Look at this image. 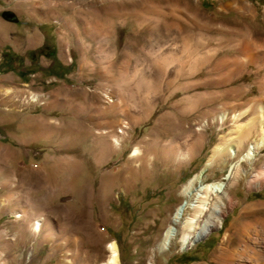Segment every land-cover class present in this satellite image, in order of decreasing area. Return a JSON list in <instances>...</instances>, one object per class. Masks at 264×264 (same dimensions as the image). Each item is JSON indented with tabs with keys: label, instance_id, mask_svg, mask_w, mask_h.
Here are the masks:
<instances>
[{
	"label": "rangeland",
	"instance_id": "374dc122",
	"mask_svg": "<svg viewBox=\"0 0 264 264\" xmlns=\"http://www.w3.org/2000/svg\"><path fill=\"white\" fill-rule=\"evenodd\" d=\"M246 40L264 51V0H0V264H100L111 242L120 264L250 262L225 261L220 247L243 206L264 202L246 184L264 146L241 163L240 203L221 228L156 249L212 147L233 142L243 155L260 136L264 65L236 54ZM43 47L59 59H30ZM236 161L218 159L206 179L227 182ZM256 229L247 242L264 256Z\"/></svg>",
	"mask_w": 264,
	"mask_h": 264
},
{
	"label": "bare ground",
	"instance_id": "6f19581e",
	"mask_svg": "<svg viewBox=\"0 0 264 264\" xmlns=\"http://www.w3.org/2000/svg\"><path fill=\"white\" fill-rule=\"evenodd\" d=\"M237 45L239 48L237 49L236 54L242 55L246 58V60L248 59L249 62H252L258 68L264 65L262 61L264 60V51L257 45V48L254 47L255 44H253V42L246 40ZM236 54H234L235 58L237 57ZM226 62L228 61H226L225 57V59L219 63V66L224 65ZM236 65L237 68L235 69H240V65L238 63H236ZM256 108V112H258L257 123L260 136L252 140L249 144L248 151L243 155H240V148L233 142H219L212 147L211 153L204 165L182 186L181 196L184 197V200L177 205L172 213L170 222L165 227L163 234L156 245L157 250L163 251L169 249L177 238L181 244V249L184 250L193 246L196 242L208 237L215 229L221 228L225 222V218L228 216V213L239 205L240 201L235 199L232 190L235 187H238L242 178L240 165L243 161L257 160L256 156L260 149L264 146V102H259L256 105ZM240 115L241 114L237 112H233L229 115V118L233 121H237L239 120L238 118ZM227 118L228 115L224 112L218 116L217 120L222 123ZM204 124H206V121H204ZM123 127H126V124L121 127L118 126V133L124 132ZM106 132L107 131H105V133ZM120 140V136L116 135V137L113 138V145L116 147L120 146ZM138 153V148H135L131 155L136 156ZM224 158H237V161L231 167L229 174L225 177L228 181L209 182L206 179L205 174L214 166L215 163H217L218 159L221 161ZM246 184L249 190L264 188V163L260 166V168H256L255 171H253L251 176L247 179ZM196 192H199L198 199L200 201L198 205H193L189 203L188 200L192 197L193 193ZM257 211L264 214V202L250 203L243 206L241 215L230 226V228L234 231H231L232 233H225L222 239L223 241L221 242L223 246L220 247V250L225 253V258L227 257L225 261H229L234 257H237L239 259L246 258L250 260V262H240L236 264H264V256H262V254L258 252L255 247L249 245L251 242L249 240L251 234L250 230L252 228L256 229L257 224L262 227L260 229H256V236L255 238L253 237L254 241L252 243H260L262 240L261 235H263L261 232L264 233V218L255 217V223L253 220H249V217L254 216ZM16 216L22 217V213L18 215L16 214ZM42 220L43 218H39L37 220L35 219L32 225L33 232L37 233L41 230ZM178 226H181L182 228V235L179 234L180 230ZM248 240L250 241L249 243L247 242ZM234 242L236 244L239 242L240 245L231 248L232 246L230 245ZM107 249L109 251V256L106 261H103L100 264H120L119 251L116 243L111 242ZM222 264L235 263L222 262Z\"/></svg>",
	"mask_w": 264,
	"mask_h": 264
},
{
	"label": "trees",
	"instance_id": "16d2710c",
	"mask_svg": "<svg viewBox=\"0 0 264 264\" xmlns=\"http://www.w3.org/2000/svg\"><path fill=\"white\" fill-rule=\"evenodd\" d=\"M45 49H46V47H43V48H40L39 50H37V52L36 51H30V53H29V57H30V59H34V58H36V56L37 55H46V56H48V57H53L54 58V61H57L58 60V58H57V56H56V52L55 53H53L52 55H50V54H48V53H45ZM6 56V58H7V61H10V60H12L14 57L13 56H10L9 54H6L5 55ZM17 58H19V59H23V57L22 56H16ZM8 68V70H6L7 72L8 71H12L13 69H12V67L9 65V66H7ZM0 69H1V67H0Z\"/></svg>",
	"mask_w": 264,
	"mask_h": 264
},
{
	"label": "water",
	"instance_id": "95a60500",
	"mask_svg": "<svg viewBox=\"0 0 264 264\" xmlns=\"http://www.w3.org/2000/svg\"><path fill=\"white\" fill-rule=\"evenodd\" d=\"M3 17L8 21H16V15L13 12L6 11L3 13Z\"/></svg>",
	"mask_w": 264,
	"mask_h": 264
},
{
	"label": "crops",
	"instance_id": "0c3cea01",
	"mask_svg": "<svg viewBox=\"0 0 264 264\" xmlns=\"http://www.w3.org/2000/svg\"><path fill=\"white\" fill-rule=\"evenodd\" d=\"M56 56H57V58L59 59V56H58V54L56 53ZM70 73H72V70L70 71ZM66 76H68V74H66Z\"/></svg>",
	"mask_w": 264,
	"mask_h": 264
}]
</instances>
